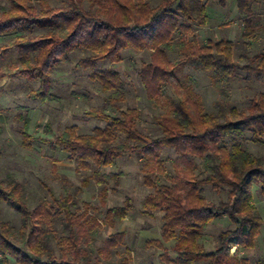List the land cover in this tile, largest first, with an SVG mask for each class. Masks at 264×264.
<instances>
[{
	"label": "trees",
	"instance_id": "1",
	"mask_svg": "<svg viewBox=\"0 0 264 264\" xmlns=\"http://www.w3.org/2000/svg\"><path fill=\"white\" fill-rule=\"evenodd\" d=\"M6 1L8 6L0 8V37L18 36L1 46L0 52L9 48L22 51L18 74L31 75L40 84L28 94L32 100L44 103L54 98L49 75L61 64L62 56L80 49L88 51L89 56L79 60L76 68L90 71V78L107 92L117 91L123 79L117 70L99 69V64L120 61L126 50L148 49L150 61L141 65L139 77L150 101L160 99L169 86L181 87L174 82V72L185 64L195 63L213 79L223 81L235 77L240 67L234 60L235 44L230 40H208L200 45L195 39H181L182 57L177 61L169 58L175 36L182 38L194 33L196 26L206 25L207 0H161L155 6L149 0H59L62 5L58 7H53L50 0ZM216 1L221 6L229 2ZM235 1L245 15L243 38L249 40L258 24L254 12L257 0ZM24 31L29 34L24 35ZM241 69L248 77L264 75V50L245 57ZM87 115L105 122V127L79 134L77 126H70L54 139L38 141L52 151L65 153L77 170L93 169L92 178L102 186L104 204L110 183L119 185L122 177L106 174L104 169L114 167L121 158H145L144 184L153 192L145 199L144 213L162 212L163 237L166 241L176 240V258H166L168 264H250L240 258L239 252L255 247L264 225L256 215L252 194V187L257 186L264 197V157L253 155L246 143L264 146L263 95L253 98L247 111L232 107L228 114L217 115L206 113L201 96L190 91L183 99L172 101L169 114L158 119L161 135L157 137L139 129L140 113L136 109L119 115L95 110ZM20 119L24 120L20 129L23 145L31 148L29 113L20 115ZM165 148L174 150L178 157L171 161V184L158 185L154 175L165 173L166 161L161 159ZM179 180L188 185L186 194L179 190ZM205 186L227 189L228 199L212 204L204 194ZM7 188L0 180V200L16 209L23 228L17 236L10 223H0V264H79L80 259L90 264L80 247L84 240H90L98 222L84 219L69 191L60 198L52 194L51 205L41 204L31 210L21 197L18 183ZM134 211L132 199L127 198L123 206L109 208L104 221L115 228ZM55 218L61 221V241L66 244L59 259L44 245L49 237L45 227H52ZM223 218H228L234 228L221 232L216 249L207 251L200 243L204 231L212 221ZM124 239L125 231H119L108 239L104 249L110 253ZM232 247L237 248L235 254H230Z\"/></svg>",
	"mask_w": 264,
	"mask_h": 264
},
{
	"label": "rangeland",
	"instance_id": "2",
	"mask_svg": "<svg viewBox=\"0 0 264 264\" xmlns=\"http://www.w3.org/2000/svg\"><path fill=\"white\" fill-rule=\"evenodd\" d=\"M149 1L155 6L161 0ZM50 4L53 7L62 5L59 0H50ZM7 6L6 0L0 2V8ZM254 12L255 19L258 20L256 32L251 39L246 40L243 38L245 15L239 12L236 1L229 0L225 6H221L216 0H207L206 25L196 26L194 33L182 38L175 36L169 58L177 61L182 57L179 47L181 39H195L200 45L208 40H230L235 44L234 60L240 66L237 75L227 81L215 80L208 72L198 69L191 62L174 72V82L181 87L165 88L162 97L155 101L147 99L139 77L141 65L150 61L151 52L148 49L141 52L126 50L122 52L120 61L99 64V69H115L122 76V86L112 92L104 91L98 82L93 81L90 71L76 68L79 60L89 56L88 51L74 50L62 56L61 64L49 75L54 98L44 103L28 96L31 91L39 88L38 80L31 75L18 74L21 70L18 56L22 51L17 48L3 49L0 52V180L4 186L7 188L14 182L18 183L21 186V197L31 210L41 204L51 205L52 194L60 198L69 191L84 219L94 218L98 222L90 240H84L80 247L88 255L90 264H123L124 261L129 264H168L166 258L173 261L176 258L173 251L176 240L166 241L163 237V213H144L145 199L153 192L144 184L145 158H121L114 167L104 169L106 174H122L119 185L111 182L108 186V198L104 204L102 186L92 178L93 169L77 170L65 153L52 151L48 146L40 144L38 138L54 139L70 126H77L79 134H90L97 127H105L106 123L88 116V112L103 110L109 115H119L130 109H136L140 113L139 129L147 135L157 137L161 135L158 119L169 114L172 101L183 99L190 91L201 96L208 114H228L232 107L247 111L253 98L264 96V75L253 74L248 77L241 69L245 57H253L264 50V0H257ZM23 34L29 33L24 31ZM17 36L18 34L0 37V47L14 41ZM28 113L31 120V148L23 145L20 133L24 126L20 115ZM246 145L253 155L264 157V146H256L252 142ZM177 157L174 150H163L161 159L166 161L165 173L154 175L158 185L171 184L170 177H174L171 161ZM178 187L182 194L189 191L184 180L178 181ZM204 194L215 205L228 199L227 189L214 190L205 186ZM252 194L256 215L264 222V197L257 186L252 187ZM127 198L132 199L135 211L115 228L109 227L104 221L107 210L123 206ZM2 222L10 223L17 236L20 235L18 233L23 228L20 214L10 203L0 200V223ZM45 228L49 237L45 239L44 245L59 259L66 247L61 241V221L55 218L52 227ZM233 228L228 218L216 219L205 229L200 243L207 251H214L219 234ZM119 231H125L124 241L107 253L104 247L108 239ZM235 244L233 241L232 245ZM236 251V247L230 248V254H235ZM239 256L247 259L250 264H264V225L255 247L241 249ZM84 263L85 260L80 259L79 264ZM11 264L15 263L12 261ZM194 264L209 263L201 261Z\"/></svg>",
	"mask_w": 264,
	"mask_h": 264
}]
</instances>
